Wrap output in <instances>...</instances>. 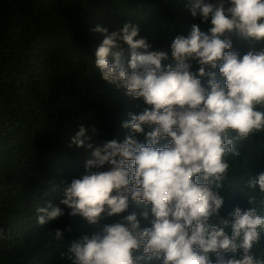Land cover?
Returning <instances> with one entry per match:
<instances>
[{
	"label": "clouds",
	"instance_id": "clouds-1",
	"mask_svg": "<svg viewBox=\"0 0 264 264\" xmlns=\"http://www.w3.org/2000/svg\"><path fill=\"white\" fill-rule=\"evenodd\" d=\"M186 9L212 26L204 32L193 24L177 35L170 45L175 64L166 66L167 52L148 51L147 38L137 39L139 24L111 33L100 25L92 29L104 34L94 59L101 78L128 97L142 98L144 107L128 113L122 126L130 132L123 142L97 146L91 142L95 127L89 135L82 125L70 146L89 150L85 174L63 189L58 202L36 208L41 226L65 215L61 206L90 225L120 215L68 243L60 258L70 264H264L254 251L264 247V210L236 207L225 218L220 195L232 182L236 142L264 134V46L256 47L264 45V0H188ZM232 36L248 40L251 50L241 57ZM122 44L130 59L114 51ZM217 67L223 85L209 70ZM145 126L152 130L145 133ZM162 140L168 142L158 146ZM257 187L264 194V172L245 182L253 205ZM133 203L144 210L121 215ZM142 220L151 226L142 227ZM55 239L63 241L64 232L57 229Z\"/></svg>",
	"mask_w": 264,
	"mask_h": 264
},
{
	"label": "trees",
	"instance_id": "trees-1",
	"mask_svg": "<svg viewBox=\"0 0 264 264\" xmlns=\"http://www.w3.org/2000/svg\"><path fill=\"white\" fill-rule=\"evenodd\" d=\"M187 2L0 0V230L4 237L0 239V264H70L60 258L68 243L120 219L118 215L90 225L80 216L68 215L70 209L61 206L65 215L41 226L36 208L46 206L47 201L58 202L63 189L85 174L89 150L70 146L82 125L89 135L95 127L98 135L91 142L97 146L113 139L123 142L130 132L122 126L130 120L128 113L139 114L144 107L142 98L128 97L101 78L94 59L104 34L92 29L100 25L111 33L129 22L139 24L137 39L147 38L152 46L148 51L167 52L165 66L175 64L172 40L190 32L193 24L204 32L212 26L210 21L193 18ZM231 39L233 51L241 57L251 50L248 40ZM114 51H122L130 59L127 44ZM192 63L195 72L198 65ZM209 70L217 73L223 85L219 68ZM207 79L202 78L205 87ZM151 130L145 126V133ZM136 139L146 142L144 134H137ZM167 142L162 140L158 146ZM235 148L239 155L231 158L232 182L226 181L220 189L225 200L221 215L229 219L236 207L264 210V194L259 188L253 193L255 205L250 203L251 190L245 188L249 178L264 172V134L238 141ZM143 210L144 205L133 203L121 215ZM141 226L151 224L142 220ZM57 229L64 232L63 241L55 239ZM226 231L231 234V226ZM254 251L264 258V247Z\"/></svg>",
	"mask_w": 264,
	"mask_h": 264
}]
</instances>
